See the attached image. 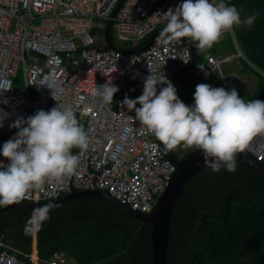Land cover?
Returning a JSON list of instances; mask_svg holds the SVG:
<instances>
[{"label":"built area","instance_id":"1","mask_svg":"<svg viewBox=\"0 0 264 264\" xmlns=\"http://www.w3.org/2000/svg\"><path fill=\"white\" fill-rule=\"evenodd\" d=\"M118 1L0 0V90H6L0 92V134L13 139L18 129L11 125L17 120H27L32 116L30 111H49L59 104L77 114L89 138V148L75 175L62 186L46 183L23 201H49L73 190L97 188L133 210L148 213L175 172L160 141L122 102L125 97L143 94L144 80L151 74L149 66L157 78L171 81L174 73L191 61V50L182 38L166 42L162 33L141 51L107 47L104 30ZM232 1L224 0L226 5ZM181 2L121 0L110 25L112 37L138 45L153 31L165 27L163 14ZM228 32L236 52L216 56L205 50L204 57L209 68L220 73L221 87L231 91L237 90L238 84L234 77L222 73V64L235 57L247 59L233 30ZM249 64L264 77V71ZM19 70L23 85L16 87ZM106 83L119 89L111 103L93 96ZM165 85H157V94ZM245 151L264 163V134L254 137ZM78 152L73 150V154ZM5 160L10 162L7 158L0 162L4 164ZM17 252L10 243L0 240V264H23ZM34 255L32 251L27 256L33 264H39L36 252ZM68 261L65 254L54 251L41 263Z\"/></svg>","mask_w":264,"mask_h":264},{"label":"trees","instance_id":"2","mask_svg":"<svg viewBox=\"0 0 264 264\" xmlns=\"http://www.w3.org/2000/svg\"><path fill=\"white\" fill-rule=\"evenodd\" d=\"M227 5L243 9L242 19L259 13L253 26L233 29L247 59H240L243 72L257 79L253 92L238 93L247 102L264 82L249 64L264 71V0H233ZM110 36L112 39L111 31ZM148 38L130 49L143 45ZM195 49L199 65L203 51ZM190 79L189 71L177 79L174 86L178 96ZM7 141V136L0 134V160L5 158L2 148ZM32 212L22 207L0 212V240L18 250L23 264H33L27 255L32 253L34 234L39 264L54 251L65 254L73 264L152 263L150 223L125 213L105 198L82 196L50 207L49 219L41 229L25 235ZM167 264H264V176L236 158L234 172L226 168L214 172L205 167L190 177L171 215Z\"/></svg>","mask_w":264,"mask_h":264},{"label":"clouds","instance_id":"3","mask_svg":"<svg viewBox=\"0 0 264 264\" xmlns=\"http://www.w3.org/2000/svg\"><path fill=\"white\" fill-rule=\"evenodd\" d=\"M241 11L224 0H182L163 14L167 23L162 35L166 42L191 38L199 51H205L225 32L254 25L259 13L242 19ZM149 69L143 94L136 99L125 97L122 102L129 111H135L134 119L166 150L195 147L214 172L221 168L234 172L237 154L244 152L254 137L264 134V101L246 102L235 88L228 91L200 83L194 93L195 103L189 106L180 100L170 81L157 78ZM164 84L167 86L157 94V85ZM118 90L106 83L93 96L111 103ZM11 127L18 132L2 148L3 157L10 162H0V208L30 199V193L42 190L46 183L62 186L77 173L80 159L89 148L88 133L74 111L59 104L49 111L39 110L27 120L21 118ZM73 149L79 152L73 154ZM49 212L47 204L33 209L25 224V235L39 231L49 219Z\"/></svg>","mask_w":264,"mask_h":264},{"label":"water","instance_id":"4","mask_svg":"<svg viewBox=\"0 0 264 264\" xmlns=\"http://www.w3.org/2000/svg\"><path fill=\"white\" fill-rule=\"evenodd\" d=\"M121 0L118 1L116 4L111 18L107 21L104 35L107 42V47L109 48H116L114 45L111 36H110V25L112 23V18L115 16L118 7L120 5ZM164 27H160L153 31L150 35L148 40L139 47L135 49H125V52H133V51H141L147 48L153 41V38L156 34L162 33ZM190 47L192 58L191 61L183 66L181 69L177 70L174 73L173 78L171 79V83L175 85L177 79L180 77L181 74L189 71L196 62V49L194 46L193 41L191 38L185 37L182 38ZM167 86V85H166ZM165 86V87H166ZM159 94V92H158ZM260 99L264 101V82L262 86L259 88L258 92L255 94L254 98ZM161 149L163 151L164 156L169 159L176 167L175 172L173 173L172 177L168 181L167 185L165 186L164 190L160 193L157 204L155 208L148 213L140 212L131 209L129 206L121 203L117 200L113 195L109 194L107 191L101 189H80V190H73L70 193H67L57 199L49 200V201H42V202H32V201H21L18 204L10 205L7 207L0 208V212L9 208V207H22V208H30L36 209L47 205L50 207L61 205L71 199H75L82 196H99L102 198L107 199L115 205L116 207L120 208L125 213L140 219L143 222L150 223V237H151V250H152V263L151 264H167V257H168V244H169V228H170V219L174 207L177 202V198L187 182V180L195 175L201 169L208 167L204 163V157L201 150L196 149L191 152L189 155L185 157H176L171 154L170 151L166 150L164 146L161 144ZM236 158L253 167L258 172H260L264 176V166L251 157L246 151L242 153H238ZM1 161V160H0ZM4 164L7 165V161H4Z\"/></svg>","mask_w":264,"mask_h":264},{"label":"crops","instance_id":"5","mask_svg":"<svg viewBox=\"0 0 264 264\" xmlns=\"http://www.w3.org/2000/svg\"><path fill=\"white\" fill-rule=\"evenodd\" d=\"M226 33V32H225ZM224 33V34H225ZM228 33V41H224L223 39H218L217 42H215L213 45H218V52H216L215 47H211V49H206L207 52H210L213 55L219 56L224 54H234L236 52L235 46L232 42L231 36ZM223 41V42H222ZM222 42V45L219 46V43ZM241 58L235 57L232 61L224 62L222 64V73L225 76L234 77L235 81L238 84L237 92H245L250 91L253 92L251 89H248L246 86L248 84L249 76L251 74H246L243 72L242 65L240 62ZM191 72V79L190 82L187 84V86L181 91L182 94L184 93V90H187V97L190 99V103H192V100L194 99V93L196 90V86L200 83H206L211 85L212 87H221L220 84V73L216 70H211L206 62V59L204 57V51L202 55L201 64L196 65V62L194 66L189 70ZM255 77V76H254ZM256 86V85H255ZM180 93V95H181ZM179 95V96H180ZM178 96V97H179ZM195 149V147L187 148L186 151H183L181 147H177L176 149H173V152L176 153L177 156L182 157L186 153L192 151ZM36 239L35 234L33 235V242H32V251L36 252Z\"/></svg>","mask_w":264,"mask_h":264},{"label":"rangeland","instance_id":"6","mask_svg":"<svg viewBox=\"0 0 264 264\" xmlns=\"http://www.w3.org/2000/svg\"><path fill=\"white\" fill-rule=\"evenodd\" d=\"M219 39H223L224 41H228V34L227 33L223 34ZM112 41H113L114 45L116 47H119V48H130L133 45L132 42H121V41L117 40L115 37L112 38ZM222 42L219 43V46L222 45ZM212 47H215L216 52H218V45H213ZM209 49H211V48H209ZM17 81H18V83L15 84V86L21 87L23 85V77H22L21 70H19V74L17 76ZM256 82H257V79L253 75H250L249 80H248V84L246 86L248 87V89H251L253 91V89L255 88ZM184 93L185 94L181 93V95L179 96L180 100H182L186 105L193 106V104L190 103L189 97H187V95H186V93H187L186 89L184 90ZM30 113L32 115H34V112L30 111ZM181 149L183 151H186V149L183 147H181ZM68 264H73V261L69 260Z\"/></svg>","mask_w":264,"mask_h":264},{"label":"flooded vegetation","instance_id":"7","mask_svg":"<svg viewBox=\"0 0 264 264\" xmlns=\"http://www.w3.org/2000/svg\"><path fill=\"white\" fill-rule=\"evenodd\" d=\"M171 154L174 155V156H176V157H179V156H177L176 153H174V152H171Z\"/></svg>","mask_w":264,"mask_h":264}]
</instances>
